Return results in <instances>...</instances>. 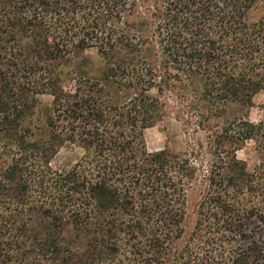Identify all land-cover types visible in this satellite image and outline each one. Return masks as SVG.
Masks as SVG:
<instances>
[{"label": "trees", "instance_id": "obj_1", "mask_svg": "<svg viewBox=\"0 0 264 264\" xmlns=\"http://www.w3.org/2000/svg\"><path fill=\"white\" fill-rule=\"evenodd\" d=\"M92 48L109 99L98 81L64 88L62 63ZM186 80L199 126L221 120L235 151L264 140L243 116L264 91V0H0V264H264V165L235 152L213 155L182 245L186 168L145 131L151 93ZM65 144L85 154L59 171Z\"/></svg>", "mask_w": 264, "mask_h": 264}, {"label": "rangeland", "instance_id": "obj_2", "mask_svg": "<svg viewBox=\"0 0 264 264\" xmlns=\"http://www.w3.org/2000/svg\"><path fill=\"white\" fill-rule=\"evenodd\" d=\"M144 57L147 58L145 55ZM106 64L107 61L96 48L76 51L70 56V59L62 63L63 78L66 80L63 84L65 90L74 92L76 83L80 80L98 81L105 88L102 93L103 97L109 99L114 90L103 79L102 73ZM154 64L161 65V63ZM173 73H177L176 70ZM158 75L164 77V81L168 82L169 79L167 80L168 76L165 73L161 74L160 72ZM157 81L162 85L164 84L160 78H157ZM134 94L135 92H131L130 97H133ZM151 94L158 99L160 107L159 114L145 131L147 149L154 154L164 152L172 160L184 162L186 168L184 174L186 175L184 176L186 235L182 241V245H186L187 232L193 231L200 205L207 192L206 177L207 172L210 171L213 155L221 151L222 153L235 152L237 160L244 165L246 172L253 175L264 165V140H249L235 151L238 144L234 141L226 138L225 140L220 139L223 140L220 142L217 138L218 135H222L221 120L219 122L212 118V123L209 126L206 124L207 122H204L206 125L199 126V121H202L200 113H194L189 109L191 101L187 100V80L177 84L174 92H165L162 95L155 90ZM38 100L45 106L51 107L53 105V97L51 96H39ZM235 113L238 114L239 112ZM243 116L255 125L264 124V91L253 98L252 107L244 112ZM218 122V125L214 124ZM84 154L83 149L65 144L52 159V166L59 171L69 170ZM187 159L189 160L188 169L195 172L194 176L188 180ZM71 235V231L66 233V237Z\"/></svg>", "mask_w": 264, "mask_h": 264}]
</instances>
